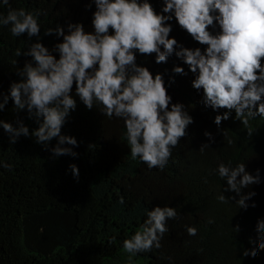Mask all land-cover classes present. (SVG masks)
Instances as JSON below:
<instances>
[{"label": "trees", "instance_id": "1", "mask_svg": "<svg viewBox=\"0 0 264 264\" xmlns=\"http://www.w3.org/2000/svg\"><path fill=\"white\" fill-rule=\"evenodd\" d=\"M150 3L159 13L162 0ZM10 9L40 10L39 42L59 59L52 50L62 38L44 36V31L60 25L67 32L68 23L92 31L95 4L92 0H9L4 5L0 0V16ZM170 23V38L187 48L206 47L175 20ZM9 29L10 25H0V103L9 96L0 120L14 128L23 121L31 132L38 124L26 110L15 109L9 87L19 81L16 72L31 59L17 57V49L28 51L37 38L14 37ZM137 64L148 67L153 76L165 73L166 85L174 67L188 73L175 75V83L168 87L172 102L183 104L194 120L188 136L172 149L163 170H150L139 158L132 159L124 121L102 115L99 105L90 111L78 98L77 109L62 128V135L78 142L73 149L76 158L53 157L48 149L56 146V139L48 149L31 137L20 136L10 143V134L0 127V165H11L10 169L0 166V264H264V250H258L256 258L242 255L255 246L249 239H256L257 221L264 219V119L257 117L245 127L233 113L218 130L213 121L224 110L217 113L203 106L202 92L191 86L193 74L175 55L166 64H156L155 54H137ZM206 131L215 143L205 137ZM204 144L209 147L201 151ZM229 161L233 168L246 164L253 175L260 170L261 183L246 190L256 193L248 202H254L255 208L244 211L234 201H218L221 194L235 195L223 192L226 182L215 171L219 163ZM72 164L79 169L78 177L69 168ZM157 206L176 208L177 218L167 221L169 230L159 249L153 247L130 260L123 241L142 229L147 211ZM237 225L239 232L233 230ZM189 227L197 229L195 236L188 234Z\"/></svg>", "mask_w": 264, "mask_h": 264}, {"label": "clouds", "instance_id": "2", "mask_svg": "<svg viewBox=\"0 0 264 264\" xmlns=\"http://www.w3.org/2000/svg\"><path fill=\"white\" fill-rule=\"evenodd\" d=\"M92 3V31H86L80 23H68L67 32L60 25L44 31V36L62 38L52 50L59 59L39 42L40 10L33 13L10 9L6 16H0V25H10L12 36L27 34L29 40L37 38L28 51L17 49L15 53L31 59L16 72L20 79L10 84L9 95L15 109L26 110L38 127L30 132L23 121L14 128L0 120V127L10 134V143L20 136L31 137L48 149L56 139V146L48 149L53 157H78L73 151L79 146L76 138L62 135L68 117L77 109L78 98L90 111L99 105L102 115L123 120L132 159L139 158L150 170H163L172 149L188 136L187 129L194 123L185 106L173 103L168 94V87L175 83L174 76L188 73L183 67H174L166 85L165 73L153 76L148 67L137 64V54H155L156 64H166L173 55L181 60L194 76L192 88L198 94L202 92L203 106L217 113L224 110L213 121L218 130L233 113L245 127L257 117L264 119V0H162L159 13L150 0ZM3 4L9 5V0H3ZM173 20L195 42L206 47L187 48L170 38ZM8 99L9 96L3 97L0 111ZM248 134L252 136L251 129ZM204 135L215 143L212 133L206 131ZM205 147L209 144L200 150ZM0 166L11 168L9 164ZM69 168L75 177L79 176L76 165ZM215 171L226 182L223 192L235 194L219 195L220 203L234 201L244 211L256 207L254 202L248 203L256 193L246 190L261 183L259 169L253 175L246 170V164L233 168L229 161L228 165L219 163ZM176 218V208L168 206L147 211L142 229L123 241L129 259L153 247L159 249L169 230L167 221ZM233 230L239 232V225ZM255 231L256 239H249V244L255 246L245 249L244 257L256 258L258 250H264V219L257 221ZM187 232L195 236L197 229L189 227Z\"/></svg>", "mask_w": 264, "mask_h": 264}]
</instances>
